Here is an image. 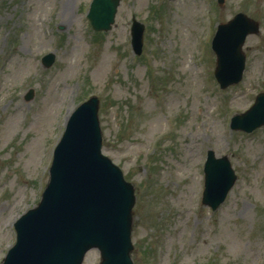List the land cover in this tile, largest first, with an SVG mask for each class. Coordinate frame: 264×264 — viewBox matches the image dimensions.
<instances>
[{
	"label": "rangeland",
	"instance_id": "374dc122",
	"mask_svg": "<svg viewBox=\"0 0 264 264\" xmlns=\"http://www.w3.org/2000/svg\"><path fill=\"white\" fill-rule=\"evenodd\" d=\"M91 2L0 0V264L14 221L40 202L69 116L92 96L103 153L135 188V264H264V127H229L264 92V0H121L108 32L92 30ZM239 13L261 34L244 45L242 84L220 90L211 40ZM209 150L238 176L216 212L201 203ZM99 263L97 250L84 262Z\"/></svg>",
	"mask_w": 264,
	"mask_h": 264
},
{
	"label": "water",
	"instance_id": "95a60500",
	"mask_svg": "<svg viewBox=\"0 0 264 264\" xmlns=\"http://www.w3.org/2000/svg\"><path fill=\"white\" fill-rule=\"evenodd\" d=\"M119 3L93 1L88 18L94 30H110ZM258 31V24L243 15L219 28L213 49L216 78L223 88L240 80L245 60L242 45L247 35ZM142 32L143 26L135 22L133 46L137 54L141 53ZM53 61V55L44 58L46 66ZM238 120L243 129L263 125L264 96ZM101 147L98 100L92 98L70 118L55 150L42 202L17 222V244L4 264H81L92 248L100 250L101 264H132L133 188L124 181L121 170L101 154ZM213 164L209 161L205 168L204 202L208 200L215 208L225 199L235 177L227 161L219 164V170H212Z\"/></svg>",
	"mask_w": 264,
	"mask_h": 264
}]
</instances>
